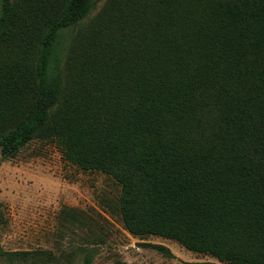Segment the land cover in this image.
<instances>
[{
	"label": "trees",
	"instance_id": "trees-1",
	"mask_svg": "<svg viewBox=\"0 0 264 264\" xmlns=\"http://www.w3.org/2000/svg\"><path fill=\"white\" fill-rule=\"evenodd\" d=\"M36 137L121 184L132 234L264 264V0H0L2 156Z\"/></svg>",
	"mask_w": 264,
	"mask_h": 264
},
{
	"label": "rangeland",
	"instance_id": "rangeland-1",
	"mask_svg": "<svg viewBox=\"0 0 264 264\" xmlns=\"http://www.w3.org/2000/svg\"><path fill=\"white\" fill-rule=\"evenodd\" d=\"M103 5L62 32L63 52ZM121 192L112 175L68 160L58 140L36 137L9 157L0 150V264H224L174 239L132 234L119 210ZM35 250L48 257L12 255Z\"/></svg>",
	"mask_w": 264,
	"mask_h": 264
}]
</instances>
